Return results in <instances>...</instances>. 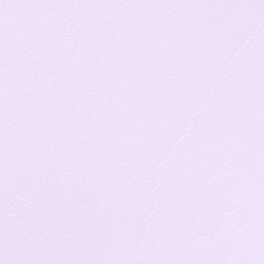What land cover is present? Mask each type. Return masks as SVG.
<instances>
[{"label":"snow or ice","instance_id":"snow-or-ice-1","mask_svg":"<svg viewBox=\"0 0 264 264\" xmlns=\"http://www.w3.org/2000/svg\"><path fill=\"white\" fill-rule=\"evenodd\" d=\"M0 264H264V0H0Z\"/></svg>","mask_w":264,"mask_h":264}]
</instances>
